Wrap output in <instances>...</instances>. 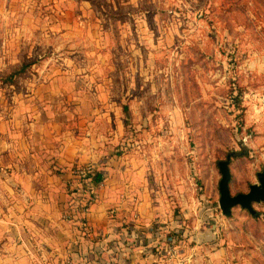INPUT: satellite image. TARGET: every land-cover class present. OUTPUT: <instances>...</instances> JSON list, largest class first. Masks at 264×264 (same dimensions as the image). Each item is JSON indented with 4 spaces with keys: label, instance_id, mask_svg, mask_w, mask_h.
<instances>
[{
    "label": "rangeland",
    "instance_id": "1",
    "mask_svg": "<svg viewBox=\"0 0 264 264\" xmlns=\"http://www.w3.org/2000/svg\"><path fill=\"white\" fill-rule=\"evenodd\" d=\"M231 151L230 190L248 192L264 171V0H0L3 234L11 177L71 154L68 206L91 168L181 221L183 241L202 233L207 259L264 264V202L219 205Z\"/></svg>",
    "mask_w": 264,
    "mask_h": 264
},
{
    "label": "crops",
    "instance_id": "2",
    "mask_svg": "<svg viewBox=\"0 0 264 264\" xmlns=\"http://www.w3.org/2000/svg\"><path fill=\"white\" fill-rule=\"evenodd\" d=\"M35 157L39 160L28 158V167H23L21 178L11 177L13 183L15 180L22 186L23 193L20 198L10 199L11 207L6 209V218L2 219L6 223L9 219L12 226L4 234L0 231L3 237L0 264H66L68 261L71 264H108L111 260L163 264L164 256L155 249L158 238L153 231L154 221L161 216L157 221L166 223L163 227L169 230L176 227L177 219H172L164 210L161 213L156 209L151 213L149 203L143 202L134 186L117 189V196L116 188L105 182L88 215L97 233L93 237L82 236L76 224L62 219L69 204L67 170L81 160L75 155H62L58 157L57 172L52 167L48 175L44 172L45 165L38 164L42 160ZM148 210L150 213H146ZM202 235L198 232L192 240H182V257L190 259L191 264H217L213 256L206 258L209 251L203 252ZM137 237L143 238L144 244ZM15 239L17 242L13 243ZM192 241L196 244H191ZM149 248H154L155 254H149Z\"/></svg>",
    "mask_w": 264,
    "mask_h": 264
},
{
    "label": "built area",
    "instance_id": "3",
    "mask_svg": "<svg viewBox=\"0 0 264 264\" xmlns=\"http://www.w3.org/2000/svg\"><path fill=\"white\" fill-rule=\"evenodd\" d=\"M91 168H82L79 170L81 176H83V181H78L79 184H76L74 188L72 187V195L80 194V190L83 188L85 191L84 198H78L74 200L75 202L70 204L67 208L66 213L63 215L65 221L71 223L74 222V218H77L76 226L82 236H95L96 230L93 224L90 222L88 215L92 210V207L95 205L96 201L99 199V190L104 186V180L100 183H94L93 181V172ZM184 226L181 221L178 222L176 227H173L172 230L166 231L165 233H157L156 237L157 244L155 249L163 257V264H191L190 259H185L182 257L181 253V244L182 237L181 232ZM141 239L137 237L136 239ZM144 239L142 240L143 243ZM144 244V243H143ZM150 250L149 254H155L154 248ZM66 264H71V261H68ZM108 264H128L126 261L120 262L117 260H111Z\"/></svg>",
    "mask_w": 264,
    "mask_h": 264
},
{
    "label": "water",
    "instance_id": "4",
    "mask_svg": "<svg viewBox=\"0 0 264 264\" xmlns=\"http://www.w3.org/2000/svg\"><path fill=\"white\" fill-rule=\"evenodd\" d=\"M240 154L241 152L231 151L227 154L225 160L218 162L222 175L219 182V205L222 213L226 216L232 214V209L235 206H241V208L248 210L252 215H256L257 211L253 204L264 202V171H259L257 173L258 182L251 184L248 192L232 194L229 186L231 180V170L229 165L232 158Z\"/></svg>",
    "mask_w": 264,
    "mask_h": 264
},
{
    "label": "trees",
    "instance_id": "5",
    "mask_svg": "<svg viewBox=\"0 0 264 264\" xmlns=\"http://www.w3.org/2000/svg\"><path fill=\"white\" fill-rule=\"evenodd\" d=\"M103 180H104V174L102 172L97 171V172H95L93 174V181H94V183H100Z\"/></svg>",
    "mask_w": 264,
    "mask_h": 264
}]
</instances>
